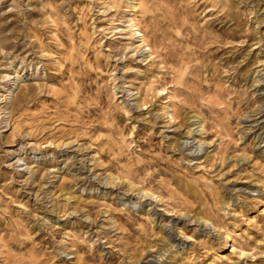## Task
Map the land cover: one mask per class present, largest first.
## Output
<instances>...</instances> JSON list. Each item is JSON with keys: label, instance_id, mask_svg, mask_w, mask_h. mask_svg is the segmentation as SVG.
<instances>
[{"label": "rangeland", "instance_id": "374dc122", "mask_svg": "<svg viewBox=\"0 0 264 264\" xmlns=\"http://www.w3.org/2000/svg\"><path fill=\"white\" fill-rule=\"evenodd\" d=\"M0 264H264V0H0Z\"/></svg>", "mask_w": 264, "mask_h": 264}, {"label": "bare ground", "instance_id": "6f19581e", "mask_svg": "<svg viewBox=\"0 0 264 264\" xmlns=\"http://www.w3.org/2000/svg\"><path fill=\"white\" fill-rule=\"evenodd\" d=\"M133 6H134V5H133ZM133 6H132V7H133ZM131 19H132V18H131ZM129 20H130V19H129ZM131 21H132V20H131ZM129 22H130V21H129ZM130 25H131V24H130ZM135 30H136V29H135ZM135 32H137V31H135ZM139 37H140V40H141V41H143V40H144V37H143V35H142V34H139ZM143 42H144V41H143Z\"/></svg>", "mask_w": 264, "mask_h": 264}]
</instances>
